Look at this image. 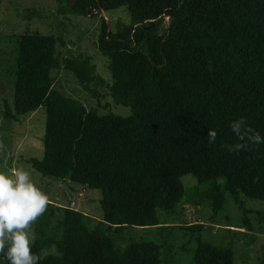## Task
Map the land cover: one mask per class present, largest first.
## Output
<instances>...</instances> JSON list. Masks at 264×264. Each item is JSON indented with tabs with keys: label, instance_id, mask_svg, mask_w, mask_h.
<instances>
[{
	"label": "trees",
	"instance_id": "1",
	"mask_svg": "<svg viewBox=\"0 0 264 264\" xmlns=\"http://www.w3.org/2000/svg\"><path fill=\"white\" fill-rule=\"evenodd\" d=\"M51 1L64 16L100 18L97 46L110 79L97 74L91 57H62V38L39 32L19 38L14 108L5 105V121L23 124L44 107V154L31 160L33 169L102 196L94 229L91 216L49 203L35 221L32 251L39 264H164L157 243L120 250L106 235L126 228L191 232L197 237L193 264H235L230 249L199 238L205 225L167 227L158 211L183 203L185 176L204 185L191 203L207 201L212 220L228 197L264 202V144L227 147L241 143L230 127L240 118L264 136V0ZM121 8L130 22L112 29L101 13ZM56 71L72 75L94 97L106 88L131 115L87 109L56 88ZM244 228L254 232L249 220ZM0 264H9L3 254Z\"/></svg>",
	"mask_w": 264,
	"mask_h": 264
},
{
	"label": "rangeland",
	"instance_id": "2",
	"mask_svg": "<svg viewBox=\"0 0 264 264\" xmlns=\"http://www.w3.org/2000/svg\"><path fill=\"white\" fill-rule=\"evenodd\" d=\"M101 15L112 29L117 28L119 24L127 25L130 22L126 8ZM99 22V17L90 19L64 16L58 12V4L51 0H0V172L11 175L13 169L17 168L28 171L36 186L48 195L50 203L70 206L91 216L94 219L92 229L102 217L101 192L86 190L69 181L44 178L31 165L32 159L40 160L44 154L42 138L46 121L45 108L41 107L28 115L23 124L7 123L3 112L6 104L14 108L18 42L22 35L29 32L62 38L65 47H58L62 57H91L97 74L108 81V59L100 54L97 46ZM169 22V18L164 19L163 29L167 28ZM55 77L56 88L80 101L87 109L120 117L131 115L130 108L112 102L106 88L99 89L98 97H94L85 91L72 75L56 71ZM182 182L186 190L184 201L172 212L159 210L161 224L167 227L205 225L199 238L219 248L230 249L235 264H263L264 202L243 195L236 200L228 197L223 211L212 220L213 214L207 201L198 206L192 205L199 200L200 193L205 190L204 185L199 186L197 180L191 176L183 177ZM245 220L253 224L254 232L243 229ZM239 227L242 229H238ZM117 234L107 231L106 235L114 239L116 247L120 250L134 242H155L161 247L164 264H193L197 237L191 232L185 233L179 229L167 231L161 228H126ZM29 235L33 243L36 237L35 222L30 226ZM47 252H43V255Z\"/></svg>",
	"mask_w": 264,
	"mask_h": 264
},
{
	"label": "clouds",
	"instance_id": "3",
	"mask_svg": "<svg viewBox=\"0 0 264 264\" xmlns=\"http://www.w3.org/2000/svg\"><path fill=\"white\" fill-rule=\"evenodd\" d=\"M231 131L241 143L229 145V151H240L248 144H264V136L247 126L243 118L231 122ZM214 143L217 132L207 133ZM49 197L34 183L23 168L12 174L0 172V254L9 264H39V256L32 251L29 229L48 210Z\"/></svg>",
	"mask_w": 264,
	"mask_h": 264
}]
</instances>
